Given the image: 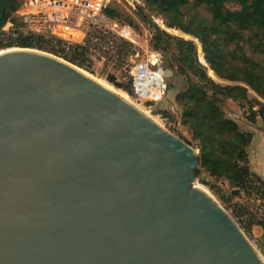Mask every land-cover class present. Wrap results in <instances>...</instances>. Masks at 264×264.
Here are the masks:
<instances>
[{"label": "water", "instance_id": "95a60500", "mask_svg": "<svg viewBox=\"0 0 264 264\" xmlns=\"http://www.w3.org/2000/svg\"><path fill=\"white\" fill-rule=\"evenodd\" d=\"M199 168L81 68L0 54V264H264Z\"/></svg>", "mask_w": 264, "mask_h": 264}, {"label": "trees", "instance_id": "16d2710c", "mask_svg": "<svg viewBox=\"0 0 264 264\" xmlns=\"http://www.w3.org/2000/svg\"><path fill=\"white\" fill-rule=\"evenodd\" d=\"M140 1L145 4L148 12L161 18L166 28L180 31L200 43L205 62L215 77L238 83L234 86L218 85L208 76L207 67L199 61L194 41L170 35L153 22L145 9H139L140 20L150 27L153 49L166 51L174 45L179 70L183 74L190 72L197 78V82L190 81L188 87L177 96L183 109L182 125L192 133L200 150V168L196 171V177L199 178L202 173L208 174L217 182L228 181L244 192L264 200V180L250 169L247 149L253 135L242 131L235 121L225 116L221 108L223 99L247 101L249 90L264 100V65L249 58L241 46V43L253 49L263 46L264 0ZM20 3L21 0H16L2 16L0 29ZM227 3L235 4L239 9L229 10L225 6ZM106 13L112 18H120L113 5ZM129 25L134 27L133 22ZM17 44L20 48L54 54L45 50L37 41L23 39ZM12 46V43L0 44V48ZM230 46H233V50L227 49ZM69 62L79 68L83 67L74 61ZM86 71L94 75L92 70ZM107 81L117 89L133 93L130 81L127 84L119 83L114 75H108ZM257 103L260 108L253 114L261 118L264 126V104ZM247 229L250 233L251 223Z\"/></svg>", "mask_w": 264, "mask_h": 264}, {"label": "built area", "instance_id": "2783aa9c", "mask_svg": "<svg viewBox=\"0 0 264 264\" xmlns=\"http://www.w3.org/2000/svg\"><path fill=\"white\" fill-rule=\"evenodd\" d=\"M113 2L21 0L0 29V44L13 46L0 48V53L29 49L18 47L17 43L23 39L37 41L55 54L51 55L66 62L74 61L85 72L90 69L98 75L108 68L117 78L115 73L124 71L127 77L122 79L132 83L139 100L159 104L168 90L163 56L151 48L149 41L142 45L132 26L106 13Z\"/></svg>", "mask_w": 264, "mask_h": 264}, {"label": "rangeland", "instance_id": "374dc122", "mask_svg": "<svg viewBox=\"0 0 264 264\" xmlns=\"http://www.w3.org/2000/svg\"><path fill=\"white\" fill-rule=\"evenodd\" d=\"M225 6L227 9L232 11L239 9L237 5L231 3H227ZM113 8L119 12L120 21L127 24L133 22V28L139 34V42L142 45H145L146 41H149L151 48H153L151 44L152 35L150 33V27L140 20V8L145 9V13L148 14L151 19H153V22L170 35L177 38L194 41L197 47L199 61L202 62L201 55H203V51L200 43L180 31L173 32L175 30L166 29L161 18L151 12H148L145 8V4L142 1L114 0ZM197 42L199 43L200 48ZM241 46L244 47L249 58L255 59L256 61L264 65V44L258 49H253L245 43H241ZM227 49L233 50V46H230ZM159 52L163 56L162 69L165 72L166 82L168 86L166 96L164 100L159 104L141 101L138 99L137 95H135L134 91L132 94H129L124 90L114 87L107 81V76L111 75L108 68L102 70V72L99 71L98 75L96 73L94 75L91 73L88 74L92 75L98 80H102L116 90L124 92L130 98L131 103H133L140 110L147 111L154 119V121L182 138L184 141L196 148L198 153H200L198 143L194 140L192 133L188 130V128L182 125L183 109L177 99V96L188 87L189 82H197V78L190 72L187 74H183L179 70V67L176 63L177 50L174 45L170 46L166 51ZM141 55L143 56V53H141ZM204 66L208 69V76L213 81H215L212 78V73H209L210 69L208 68V66ZM115 74L119 79H117L119 83L127 84V80L122 79V77H127V73L122 71L121 73L118 72ZM216 80L217 81L215 82L221 86H234L238 84L227 82L219 78H217ZM222 101L223 102L221 108L225 116L228 119L235 121L242 131L245 132L247 130H251V127H253L255 130L263 127L261 118L257 114L255 115L253 113L254 111H258L260 108L257 102L264 104V100H262L253 91H248L247 101L239 102L232 101L231 99H223ZM251 107H253V110H251ZM202 182L205 184H202ZM196 185H200L205 188L206 191L218 203H220V205H222V207L234 218L241 229L246 233V235L258 249L260 254L263 255L264 200L258 198L255 194H248V192H244L242 188L235 187L231 185V183L224 184L222 180L217 182L214 180V178L205 173H202V175L197 178ZM250 223L251 232L248 233L247 225H249Z\"/></svg>", "mask_w": 264, "mask_h": 264}, {"label": "crops", "instance_id": "0c3cea01", "mask_svg": "<svg viewBox=\"0 0 264 264\" xmlns=\"http://www.w3.org/2000/svg\"><path fill=\"white\" fill-rule=\"evenodd\" d=\"M264 127V126H263ZM260 127L255 130L251 127V130L245 132L252 133L253 140L248 147V156L251 171L264 180V128ZM224 184L229 183L228 181H223Z\"/></svg>", "mask_w": 264, "mask_h": 264}, {"label": "bare ground", "instance_id": "6f19581e", "mask_svg": "<svg viewBox=\"0 0 264 264\" xmlns=\"http://www.w3.org/2000/svg\"><path fill=\"white\" fill-rule=\"evenodd\" d=\"M173 32H176V31H173ZM185 36V35H184ZM198 43V42H197ZM198 45H199V43H198ZM199 48H200V45H199ZM9 50H19V49H9ZM9 50H5V51H3V52H1V53H4V52H6V51H9ZM0 53V54H1ZM201 54V53H200ZM201 58H202V62H203V55H201ZM209 73H212V78L215 80V81H217L216 79V77H215V75L213 74V72L212 71H209ZM100 83H102L103 85H105L107 88H109L110 90H112V91H114L116 94H118L119 96H121L122 98H124V99H126V100H128V101H130V98L124 93V92H122V91H119V90H116L115 88H113V87H111L110 85H108V84H106L105 82H103L102 80H98ZM131 102V101H130ZM143 111V110H142ZM146 115H148L150 118H152L151 117V115L147 112V111H143ZM153 119V118H152ZM154 120V119H153Z\"/></svg>", "mask_w": 264, "mask_h": 264}, {"label": "flooded vegetation", "instance_id": "af4514ba", "mask_svg": "<svg viewBox=\"0 0 264 264\" xmlns=\"http://www.w3.org/2000/svg\"><path fill=\"white\" fill-rule=\"evenodd\" d=\"M14 2L16 0H0V19L7 13L9 7L14 5Z\"/></svg>", "mask_w": 264, "mask_h": 264}]
</instances>
